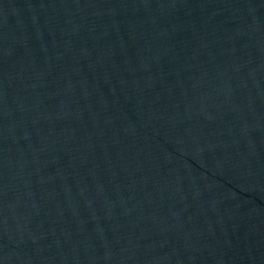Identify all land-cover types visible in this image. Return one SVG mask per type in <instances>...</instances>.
<instances>
[{
    "label": "water",
    "instance_id": "95a60500",
    "mask_svg": "<svg viewBox=\"0 0 264 264\" xmlns=\"http://www.w3.org/2000/svg\"><path fill=\"white\" fill-rule=\"evenodd\" d=\"M0 264H264V0H0Z\"/></svg>",
    "mask_w": 264,
    "mask_h": 264
}]
</instances>
